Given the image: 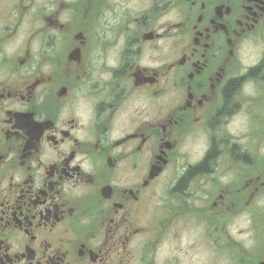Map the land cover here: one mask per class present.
Wrapping results in <instances>:
<instances>
[{"label": "flooded vegetation", "instance_id": "1", "mask_svg": "<svg viewBox=\"0 0 264 264\" xmlns=\"http://www.w3.org/2000/svg\"><path fill=\"white\" fill-rule=\"evenodd\" d=\"M262 193L264 0H0V264H264Z\"/></svg>", "mask_w": 264, "mask_h": 264}, {"label": "rangeland", "instance_id": "2", "mask_svg": "<svg viewBox=\"0 0 264 264\" xmlns=\"http://www.w3.org/2000/svg\"><path fill=\"white\" fill-rule=\"evenodd\" d=\"M255 215L257 217V224L260 227L261 224H264V193L260 194L257 198V210L255 211ZM225 236L227 239H233L240 243L243 247L251 245L253 242V226L251 225L248 215L240 213L237 218L231 220L230 223H227L225 227ZM188 242V236H183V239L178 241V246L181 247L182 245L185 248V245ZM210 245L209 250H207V245L195 242L191 251L192 253L188 252V256H182V254L178 253L180 258L178 264H229L227 263V258L224 262L216 260L215 254L212 252L213 250ZM190 254L191 256H189ZM225 254L227 257L228 252Z\"/></svg>", "mask_w": 264, "mask_h": 264}]
</instances>
